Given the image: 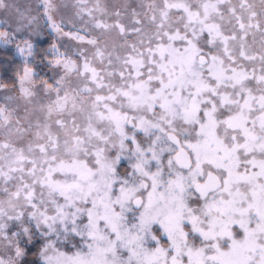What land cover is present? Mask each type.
<instances>
[{
  "label": "snow or ice",
  "instance_id": "1",
  "mask_svg": "<svg viewBox=\"0 0 264 264\" xmlns=\"http://www.w3.org/2000/svg\"><path fill=\"white\" fill-rule=\"evenodd\" d=\"M0 49V264H264V0H0Z\"/></svg>",
  "mask_w": 264,
  "mask_h": 264
},
{
  "label": "trees",
  "instance_id": "2",
  "mask_svg": "<svg viewBox=\"0 0 264 264\" xmlns=\"http://www.w3.org/2000/svg\"><path fill=\"white\" fill-rule=\"evenodd\" d=\"M7 55H9V53L0 49V79H8L12 76L11 68L6 65L4 60V57Z\"/></svg>",
  "mask_w": 264,
  "mask_h": 264
}]
</instances>
